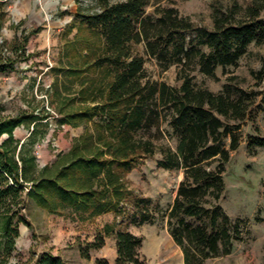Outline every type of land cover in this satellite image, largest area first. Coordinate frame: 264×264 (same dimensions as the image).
<instances>
[{
	"label": "trees",
	"instance_id": "1",
	"mask_svg": "<svg viewBox=\"0 0 264 264\" xmlns=\"http://www.w3.org/2000/svg\"><path fill=\"white\" fill-rule=\"evenodd\" d=\"M151 1L102 0L98 11L77 13L80 30L93 37V53L85 44L89 53L79 54L82 69L68 70L77 80L87 76L80 80L76 98L69 100L78 106L67 112L56 107L60 126L86 127L66 153L56 154L43 167L38 164L35 147L48 135L49 112L0 116V264H9L19 226L31 227L23 212L27 202L53 215L70 211L81 222L108 213L122 218L128 214L126 228L107 227L105 235L96 236L93 249H101L105 237L112 235L115 264H147L140 255L143 239L128 227L152 222L157 206L130 190L126 178L156 155L157 168L182 173L166 218L184 264L228 256L249 234V223L231 219L220 203L227 165L240 147L241 124L250 117L259 93L231 83L236 80L232 78L214 93L198 87L193 73L216 80L217 69L236 67L251 44L264 47V0L249 8L244 20L212 5V28L195 24L174 6L156 4L147 13ZM2 24L0 18V31ZM27 42L23 37L9 43L16 57L0 58V72H16ZM139 44L162 71L175 66L181 84L151 82L145 59L134 50ZM251 76L256 86L264 82V57ZM21 127L28 131L25 139L15 137ZM262 148L264 137H248L250 154ZM28 264L66 263L45 252Z\"/></svg>",
	"mask_w": 264,
	"mask_h": 264
},
{
	"label": "rangeland",
	"instance_id": "2",
	"mask_svg": "<svg viewBox=\"0 0 264 264\" xmlns=\"http://www.w3.org/2000/svg\"><path fill=\"white\" fill-rule=\"evenodd\" d=\"M101 1L0 0L3 22L0 58H15L9 43L16 38L28 37L25 57L16 65V72H0V116L13 117L23 112L50 113L48 135L35 147L40 167L53 162L56 154L66 153L72 141L86 130L85 126H60L61 116L56 107L63 106L67 112L79 104L69 100L76 98L80 83L86 81L87 76L77 80L68 70L72 67L82 69L79 54L89 53L84 48L87 43L92 47L90 53H93V37L85 28L80 30L81 18L76 15H90L98 11ZM106 1L117 3L124 0ZM261 1L152 0L147 13H151L156 6H174L195 24L212 28V5L221 13L232 12L236 20H244L249 8ZM261 18H264V13H261ZM134 50L145 59L146 75L151 82L170 86L181 84L175 66L162 71L155 60L146 56L143 44L135 45ZM262 57L264 47L253 43L236 67H228L225 71L217 69L216 80L206 78L198 71L193 73L198 87L208 88L214 93L220 92L229 78L236 79L230 82L242 89L259 93L250 117L241 124L240 147L232 153L227 165L224 175L226 192L220 203L231 219L240 218L249 223V234L244 242L234 245L230 255L209 260L206 264H264V148L257 149L254 155L247 149L249 136L264 137V82L256 86L251 76V71L260 69ZM27 135L28 131L22 127L15 131L18 139H25ZM158 158L159 155H156L146 160L126 178L130 190L150 198L157 206L152 222L129 226L128 231L143 239L140 255L147 264H184L182 252L168 232L166 218L182 173L157 168ZM123 207L126 213L131 212L127 205ZM23 212L31 227L19 226V236L9 264L32 263L45 252L60 257L66 264H97V261L115 264L117 250L114 236H106L101 249H93V243L97 235H105L107 227L124 230L128 214L122 218L108 213L92 221L81 222L70 211L53 215L31 202H27Z\"/></svg>",
	"mask_w": 264,
	"mask_h": 264
},
{
	"label": "crops",
	"instance_id": "3",
	"mask_svg": "<svg viewBox=\"0 0 264 264\" xmlns=\"http://www.w3.org/2000/svg\"><path fill=\"white\" fill-rule=\"evenodd\" d=\"M108 215V214H107Z\"/></svg>",
	"mask_w": 264,
	"mask_h": 264
}]
</instances>
